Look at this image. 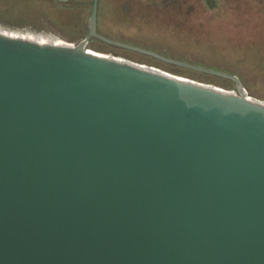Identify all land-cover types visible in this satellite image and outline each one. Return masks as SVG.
I'll list each match as a JSON object with an SVG mask.
<instances>
[{"label":"water","instance_id":"obj_1","mask_svg":"<svg viewBox=\"0 0 264 264\" xmlns=\"http://www.w3.org/2000/svg\"><path fill=\"white\" fill-rule=\"evenodd\" d=\"M98 12L0 26V264H264V101L93 52Z\"/></svg>","mask_w":264,"mask_h":264},{"label":"rangeland","instance_id":"obj_2","mask_svg":"<svg viewBox=\"0 0 264 264\" xmlns=\"http://www.w3.org/2000/svg\"><path fill=\"white\" fill-rule=\"evenodd\" d=\"M67 1L0 0V26L78 45L89 36L94 0H79L78 13ZM97 34L112 43L91 37L93 52L235 93L239 83L264 101V0H100Z\"/></svg>","mask_w":264,"mask_h":264},{"label":"trees","instance_id":"obj_3","mask_svg":"<svg viewBox=\"0 0 264 264\" xmlns=\"http://www.w3.org/2000/svg\"><path fill=\"white\" fill-rule=\"evenodd\" d=\"M61 5H64L65 7H67V9H71L72 11H74V13H78L80 12V8L83 7L84 3L79 0H68L65 4Z\"/></svg>","mask_w":264,"mask_h":264},{"label":"flooded vegetation","instance_id":"obj_4","mask_svg":"<svg viewBox=\"0 0 264 264\" xmlns=\"http://www.w3.org/2000/svg\"><path fill=\"white\" fill-rule=\"evenodd\" d=\"M100 1V0H99ZM152 1H158V0H152ZM159 5V7H162L163 5L162 4H158ZM99 13V12H98ZM98 25V24H97Z\"/></svg>","mask_w":264,"mask_h":264}]
</instances>
